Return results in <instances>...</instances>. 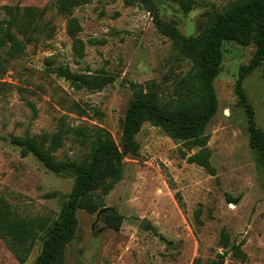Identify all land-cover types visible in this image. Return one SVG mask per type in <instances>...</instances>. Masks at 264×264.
<instances>
[{"label": "rangeland", "instance_id": "1", "mask_svg": "<svg viewBox=\"0 0 264 264\" xmlns=\"http://www.w3.org/2000/svg\"><path fill=\"white\" fill-rule=\"evenodd\" d=\"M153 1L163 21L197 37L213 26L217 11L238 0H196L189 13L167 0ZM4 7H19L22 13L34 8L41 18L32 21L27 42L12 30L24 41L22 54L10 58L7 48L0 49V198L13 216L52 223L76 176L47 170L32 154L24 156L11 137L29 135L42 142L47 136L46 149L59 137L53 156L76 163L89 160L100 143L99 129L109 131L121 149L131 85L153 84L168 99L176 82L194 67L139 4L87 0L71 15H62L57 0H0V39L11 19ZM255 52L254 41L223 45L214 80L219 106L205 129L215 174L188 162L198 149L189 151L161 127L145 123L136 136L139 152L124 158L113 189L94 192L100 209L93 214L77 211L65 264H264V166L250 148L247 114L234 90L240 68ZM60 66L108 80L101 90L79 89L51 72ZM243 87L256 126L264 132V63L245 78ZM107 213L122 217L118 231L106 223ZM142 220L148 221V231L139 227ZM42 244L39 239L23 264H35ZM234 245L241 246L246 261L234 256ZM0 264H22L1 239Z\"/></svg>", "mask_w": 264, "mask_h": 264}, {"label": "trees", "instance_id": "2", "mask_svg": "<svg viewBox=\"0 0 264 264\" xmlns=\"http://www.w3.org/2000/svg\"><path fill=\"white\" fill-rule=\"evenodd\" d=\"M126 5H142L154 16V21L163 35L170 38L178 53L191 60L193 70L180 78L168 99H163L155 89L148 86L132 84L133 100L125 113L123 121L122 148L116 144L112 134L104 129L97 131L100 143L93 149L88 161L57 160L52 149L58 146L59 137H55L53 146L46 149L43 136L42 142L30 137H11V142L21 149L22 154H32L44 167L55 173H73L75 183L68 201L63 206L57 220L36 222L12 215L9 204L0 198V239L3 240L19 263H26L36 242L43 241L35 264H65L66 250L75 237L78 226L77 211L84 210L90 214L100 209L94 199V192L102 189L104 194L110 192L123 172V160L126 156H136L140 145L136 140L142 126L150 123L161 127L171 138L181 142L187 150L198 149L199 152L188 157L189 163L205 168L210 174L215 169L210 163L211 152L207 147L209 136L205 129L218 110V99L214 88V80L218 76L223 62V45L233 41L248 46L253 41L256 52L250 63L239 70L235 83L238 104L247 114L249 145L256 161L264 166V132L256 126L253 107L248 102L243 81L256 68L264 63V0H238L222 11L215 13L213 26L202 31L197 37L183 35L174 25L165 22L159 15L153 0H122ZM172 2L184 13H189L196 5V0H167ZM87 0H57V8L62 15H71L73 9ZM11 16L2 29L0 49L7 48V55L16 58L24 51V41L19 40L12 30L23 35L27 40L32 33L29 28L32 21L40 19L37 9L26 8L21 12L19 7H4ZM47 7L42 10L46 11ZM14 11V12H13ZM70 31L74 32V26ZM53 73L69 81L74 87L89 90H101L107 83L102 77H89L71 72L65 67L52 69ZM2 86V85H1ZM1 92V87H0ZM235 205L239 200L230 198ZM106 223L118 231L122 225V217L107 213ZM222 242L225 247L228 235L223 232ZM235 257L242 261L247 255L240 245L230 249ZM195 264H199L196 261Z\"/></svg>", "mask_w": 264, "mask_h": 264}, {"label": "water", "instance_id": "3", "mask_svg": "<svg viewBox=\"0 0 264 264\" xmlns=\"http://www.w3.org/2000/svg\"><path fill=\"white\" fill-rule=\"evenodd\" d=\"M106 210H107V209L104 208V209H102V210L100 211V213H103V212H105ZM139 227H140L142 230H144V231H148V230L150 229V225H149L148 221H146V220H142L141 223H140V225H139Z\"/></svg>", "mask_w": 264, "mask_h": 264}]
</instances>
